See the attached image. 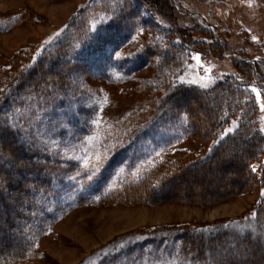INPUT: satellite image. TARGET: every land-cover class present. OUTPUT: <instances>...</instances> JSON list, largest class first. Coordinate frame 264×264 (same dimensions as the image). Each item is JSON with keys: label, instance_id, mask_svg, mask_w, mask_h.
I'll list each match as a JSON object with an SVG mask.
<instances>
[{"label": "trees", "instance_id": "obj_1", "mask_svg": "<svg viewBox=\"0 0 264 264\" xmlns=\"http://www.w3.org/2000/svg\"><path fill=\"white\" fill-rule=\"evenodd\" d=\"M150 1L162 7L169 21L159 20L144 0H92L76 11L64 32L38 53L21 50L10 66L1 67L0 122L13 127H0V177L7 189L0 194V211L5 215L0 219V243L13 240L19 242V248L2 253L11 245H1L0 264H32L42 258L37 240L48 233L50 225L67 207L59 200L60 192L72 189L62 175L74 174V164L49 156L34 138L36 131L31 121L39 115L54 116L59 109L66 108L76 97L82 78L118 84L111 69H123L127 64V71L132 72L152 66L151 82L135 92L146 95L152 113L175 122L185 119L188 132L201 143V148L176 150L148 174L119 189L103 192L100 181L97 186H83L76 195L77 203L93 202L99 197L100 202L115 204L159 205L171 199L211 204L215 201H206L205 194L192 198L174 193L183 191L181 184L192 191L187 184L192 179L199 180L201 190L206 192L213 186L209 177L217 179L224 175L227 182L221 181L216 187H233L223 188L215 200L264 190V134L259 128V108L250 85L240 82L235 75L225 76L209 88L177 82L184 61L190 60L193 53L221 57L226 43L211 25L203 27L196 22V13L188 11L179 18L168 0ZM136 36L138 54L135 59L121 61L116 53ZM234 66L238 74L250 81L260 70L257 62L235 59ZM259 75L263 77L264 72ZM21 160L29 161L30 166L17 167ZM78 187L75 184L74 188ZM164 193L169 197H163ZM263 225L264 196L253 211L238 219L198 227L175 225L137 231L129 237L139 235V240L126 242L129 246H121L117 254L114 248L116 255L108 260L113 263L122 255H133L135 249H164L170 244L175 251L172 257L192 264H241L237 257L226 258V246L241 242L252 251L264 253ZM237 238L239 242L235 241ZM210 239H216L221 246ZM207 248L212 257L207 255ZM238 257L256 262L255 257Z\"/></svg>", "mask_w": 264, "mask_h": 264}, {"label": "rangeland", "instance_id": "obj_2", "mask_svg": "<svg viewBox=\"0 0 264 264\" xmlns=\"http://www.w3.org/2000/svg\"><path fill=\"white\" fill-rule=\"evenodd\" d=\"M91 1L0 0V69L10 66L21 50L38 53L64 32L76 11ZM144 1L152 12L159 15V20L169 21L162 7L155 6L150 0ZM168 1L179 18L188 11L196 13V22L203 27L211 25L227 47L221 57L193 53L190 60L184 61L177 82L209 88L225 76L235 75L240 82L250 85L259 108V128L264 134V108L261 107L264 105V76L259 75L260 71L264 72V0ZM139 48L136 36L117 52L120 55L115 56L121 61L135 59ZM235 59L257 62L260 70L250 81L236 72ZM128 68L127 64L123 69H111L118 81L115 85L101 79L82 78L76 97L66 108L59 109L54 116L39 115L31 121L36 131L34 138L39 140L48 155L74 164L71 167L74 174L62 175L66 178V185L72 187L60 192L59 200L67 207L50 225L48 233L38 238L42 258L32 264H192L172 257L175 251L170 244L164 249L152 246H146L143 251L135 249L133 255H122L113 263L108 259L115 254L112 252L114 248H117V254L122 250L119 249L121 246L125 249L129 246L126 242L138 241L139 235L129 237L137 231L175 225L198 227L238 219L253 211L264 196L263 189H255L242 196L215 200L223 188L233 187L228 184L218 189V183L227 182L228 177L216 175L217 179H213L214 176L208 178L213 186L206 192L201 190L199 180L192 179L187 183L192 191L181 184L183 191L174 193L175 196L192 198L198 193L205 194L206 201H215L211 204L198 205L172 199L159 205L115 204L100 202L99 197L93 202L77 203L76 195L83 186H97L100 181L103 192L119 189L125 183L148 174L169 159L174 151H199L201 148V143L188 132L185 119L175 122L152 113L146 95L139 96L135 92L151 82L152 66L136 72L127 71ZM75 184L79 186L76 189ZM163 197L169 195L164 193ZM4 218L0 211V219ZM261 234L264 237V225ZM210 241L220 245L216 239ZM235 241L239 242L240 238ZM5 243L11 246L2 248V253H11L19 248V242L8 239L3 240L0 246ZM227 247L229 254L225 253L226 258L237 257L241 264L264 263V253L252 251L241 242ZM208 250L207 255L212 257L213 253ZM238 254L255 257L256 262L239 258Z\"/></svg>", "mask_w": 264, "mask_h": 264}, {"label": "snow or ice", "instance_id": "obj_3", "mask_svg": "<svg viewBox=\"0 0 264 264\" xmlns=\"http://www.w3.org/2000/svg\"><path fill=\"white\" fill-rule=\"evenodd\" d=\"M253 39H255V37H253ZM117 55H120V53H116ZM197 60H199V55H197L196 57ZM257 95H259V92L257 91ZM262 108H264V105H261ZM7 126L9 128L13 127V125H5L4 123L0 122V127H4ZM30 166V162L29 161H19L17 167L20 168H27ZM253 171H256V166L253 165L252 166ZM26 187H31L30 185H26ZM7 191L6 187H5V183L2 177H0V194H3ZM9 196L11 197V194L9 193Z\"/></svg>", "mask_w": 264, "mask_h": 264}]
</instances>
